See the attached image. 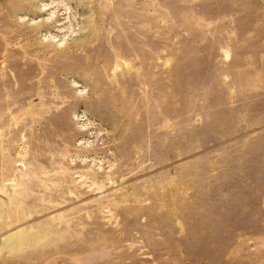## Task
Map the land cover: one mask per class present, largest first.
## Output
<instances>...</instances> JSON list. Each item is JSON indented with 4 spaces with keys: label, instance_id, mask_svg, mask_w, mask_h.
I'll use <instances>...</instances> for the list:
<instances>
[{
    "label": "rangeland",
    "instance_id": "obj_1",
    "mask_svg": "<svg viewBox=\"0 0 264 264\" xmlns=\"http://www.w3.org/2000/svg\"><path fill=\"white\" fill-rule=\"evenodd\" d=\"M0 264H264V0H0Z\"/></svg>",
    "mask_w": 264,
    "mask_h": 264
},
{
    "label": "bare ground",
    "instance_id": "obj_2",
    "mask_svg": "<svg viewBox=\"0 0 264 264\" xmlns=\"http://www.w3.org/2000/svg\"><path fill=\"white\" fill-rule=\"evenodd\" d=\"M56 21H57V19L55 18V19L51 20V23L53 24V23H55ZM42 24H43L42 22L36 24V25H35L36 29H38L39 27H42ZM34 29H35V28H34Z\"/></svg>",
    "mask_w": 264,
    "mask_h": 264
}]
</instances>
